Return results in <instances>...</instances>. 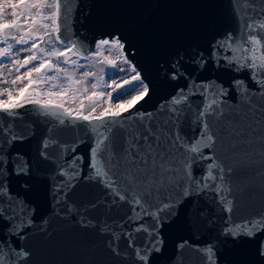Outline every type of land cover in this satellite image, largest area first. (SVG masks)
Masks as SVG:
<instances>
[{
    "label": "snow or ice",
    "instance_id": "snow-or-ice-1",
    "mask_svg": "<svg viewBox=\"0 0 264 264\" xmlns=\"http://www.w3.org/2000/svg\"><path fill=\"white\" fill-rule=\"evenodd\" d=\"M254 4L255 0H236V7L246 17L244 33L239 37L235 33L228 34L224 41L216 44L213 54L218 60L220 49L229 53L223 58V62L229 66L228 70L247 73V78L244 79L243 75L233 77V82L227 88L222 85L219 93L211 98L209 93L213 90L212 86L208 83L200 85L206 102L197 111L199 138L192 143L182 139L174 122L178 119L176 113L183 112V106L189 100L183 89L178 95L170 97L156 113L131 112L135 103L143 100L150 89L135 65L125 56V44L118 35L110 34V38L97 41L96 51L89 53L80 42L61 34L67 23L66 0H0V45H3L0 47V84L7 85L0 87V118H15L19 115V109L31 105L33 111L58 122L61 127H54L52 132L60 135L74 131L83 133L79 143L87 140L92 144L86 179L112 198L111 205L121 202L129 206L131 215L126 212L121 217L119 227L126 228L132 224L136 233H148V243L137 245L132 231L117 235L115 229L105 222L103 231H112L116 241L121 238L127 240L129 251L125 255L129 259L125 264H151V254L159 252L162 245L157 225L178 215L184 201L191 195V185H195L199 191L214 189L221 194L222 211L234 212L233 201L223 195L228 191L223 173L225 169L229 172L236 169L225 161L249 160L255 156L257 149L264 153V35H260L264 33V0H260L258 13ZM9 9L12 19L6 20L4 14ZM105 49L116 51L118 58L128 65L130 74L129 79L121 82L114 80L109 85L112 92L107 93L108 101H103L105 93L98 91L102 77L90 84V91L88 78L94 73L84 71L77 78L76 72L67 67H80L79 59L95 60ZM22 53L27 54L21 58ZM189 59L198 65L205 64L203 54L193 53ZM4 60L8 61L7 65ZM106 62L116 63L107 59ZM182 67V58L177 55L169 68L170 78L177 79L180 76L178 69ZM21 69L25 70L21 72ZM12 76L14 78L9 79ZM117 89L120 91L117 92ZM130 93L135 94L127 100L122 99ZM233 93L240 97L238 107L225 111L227 105L224 98ZM117 99L120 102L113 106L111 101ZM102 103L108 106L101 109ZM73 104L78 106L73 108L70 106ZM5 129L4 144L23 138L22 134L13 131L10 124L6 123ZM5 129H0V134H4ZM55 146L56 143L45 140L41 156L47 158V149ZM78 146L73 141L68 150L75 152ZM217 146L221 155L215 158L202 151H215ZM189 153L193 155L189 156ZM0 155H3V159H0V175H3L10 161L3 149H0ZM82 159L74 156L61 172L62 183L55 190L54 199L60 195L67 196L66 189L74 193L80 178L77 166ZM197 159L209 161L206 174L202 172L199 181L193 172ZM13 170L17 175H25L29 171L19 160L13 163ZM216 171L220 173L219 176L214 174ZM218 179L219 183H205ZM57 203L62 201L57 200ZM81 206L86 214L89 209H96L98 204L87 201ZM25 213L24 202L13 196L7 184L0 181V221L8 226L5 239L0 240L3 246L0 248V264H18L19 257L27 256L26 252H18L8 244L11 225ZM10 216L12 219H9ZM144 216L151 217V229L145 228L141 222ZM197 219L198 216L194 214V227ZM222 232L234 242L245 237L254 238L257 232H264V214L241 222L230 219ZM112 250L120 255L118 248ZM259 251L264 256V246ZM204 253L201 264L205 261L216 264L212 247L206 248ZM178 264H183V261H178Z\"/></svg>",
    "mask_w": 264,
    "mask_h": 264
},
{
    "label": "water",
    "instance_id": "water-1",
    "mask_svg": "<svg viewBox=\"0 0 264 264\" xmlns=\"http://www.w3.org/2000/svg\"><path fill=\"white\" fill-rule=\"evenodd\" d=\"M66 3L67 23L61 33L64 37L80 42L88 52L97 39L110 38V34L118 35L125 44V56L150 89L131 112L156 113L181 89L186 92L189 100L183 106L184 111L176 113L178 119L174 121L184 141L194 143L199 138L197 111L206 102L200 85L212 86L211 98L219 93L222 85L227 88L233 77L247 78V73L228 70L223 58L229 53L220 49L218 60L213 55L216 44L228 34L239 37L244 33L246 17L236 7V0H66ZM254 7L258 13L260 0H255ZM193 53L203 54L205 64L191 62ZM177 55L182 58L183 67L178 69L180 76L173 80L169 68ZM239 99L236 93L225 97L224 110L238 107ZM18 113L15 118H0V129H5L7 123L23 136L6 145L3 140L7 130L0 134V149L10 161L0 181L7 184L11 194L23 201L26 208V213L11 225L8 240L10 248L27 253L18 258V264H125L129 259L125 255L129 251L127 240H114L112 231L102 230L105 222L117 235L132 231L137 245L148 243V233H136L132 224L119 227L121 217L126 212L131 215L129 206L121 202L111 205L112 198L86 179L92 144L87 140L79 143L82 132L66 135L52 132L54 127H61L58 122L33 111L31 105L19 109ZM45 140L57 144L47 149V158L40 154ZM73 141L79 144L75 152L68 150ZM202 151L214 158L221 155L218 146L215 151ZM74 156L83 158L77 166L80 178L74 193L66 189L67 196L54 199L55 190L62 183L61 172ZM17 160L27 167L28 174H16L13 163ZM208 162L197 159L193 164L197 181L202 179V172L206 174ZM225 163L236 169L234 172L225 169L223 173L224 185L228 188L223 195L233 201L234 212L222 211L221 194L214 189L199 191L191 185V195L178 215L157 225L162 245L159 252L151 254V264H178L181 260L183 264H201L208 247L214 250L216 264H264V256L259 251L264 246V232L235 242L222 232L230 219L241 222L264 214V153L257 149L249 160H226ZM214 174L220 175L218 171ZM219 182V179L205 181ZM87 201L97 203L98 207L85 214L81 205ZM194 214L198 216L195 227L192 225ZM141 222L151 229V217L144 216ZM6 227L0 221V240L5 239ZM113 248H118L120 255L114 254Z\"/></svg>",
    "mask_w": 264,
    "mask_h": 264
},
{
    "label": "rangeland",
    "instance_id": "rangeland-1",
    "mask_svg": "<svg viewBox=\"0 0 264 264\" xmlns=\"http://www.w3.org/2000/svg\"><path fill=\"white\" fill-rule=\"evenodd\" d=\"M4 17L6 20H11L12 19V15H11V10H7L4 14ZM3 45H0V47H2ZM16 47H20V46H16ZM96 51L95 47H93V49L89 52V53H94ZM27 53H22L21 54V58L23 57V55H26ZM107 60H115L116 63L113 64H109L106 62ZM6 65L8 64L7 60L3 61ZM78 65H80V67L77 68H72V66L68 65L67 67L70 68V70L75 71L76 72V76L77 78L80 77V75L84 72V71H91L94 73L93 76L88 78V84H89V90L90 89V84L91 83H95L98 77H102L100 83H101V87L98 89V91H102L105 93V96L102 98L103 101H108L109 98L107 96V93L112 92V88L109 87V85H112L113 81H117V82H121L123 79H129L130 78V74L128 73V65L125 64L123 62V59L118 58V53L116 51H112L109 52L106 49L102 50V54L99 55L95 60H85V59H79L78 60ZM65 66V65H62ZM124 69V71H121V69ZM25 69H21V72H23ZM49 74H53V73H49ZM14 78V76L9 77V79ZM26 83V81H25ZM7 85H2L0 84V87H5ZM120 89H117V92H119ZM135 93H130L129 95H125L122 97V99L127 100L130 98V95H134ZM116 93L113 92V96H115ZM6 98V97H5ZM119 99L117 100H112L111 103L113 106H115V104L119 103ZM88 101L85 100V104H87ZM71 107L75 108L78 106V104H73L70 105ZM107 103H102L101 104V109L103 107H107ZM101 109H98L101 110Z\"/></svg>",
    "mask_w": 264,
    "mask_h": 264
},
{
    "label": "bare ground",
    "instance_id": "bare-ground-1",
    "mask_svg": "<svg viewBox=\"0 0 264 264\" xmlns=\"http://www.w3.org/2000/svg\"><path fill=\"white\" fill-rule=\"evenodd\" d=\"M99 40H101V39H97L96 42L99 41ZM96 42L94 43V47H95V45H96Z\"/></svg>",
    "mask_w": 264,
    "mask_h": 264
}]
</instances>
